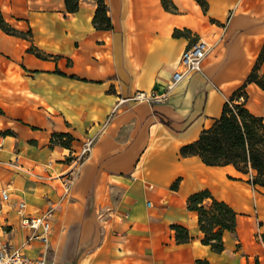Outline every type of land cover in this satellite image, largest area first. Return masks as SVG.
<instances>
[{
    "label": "crops",
    "instance_id": "crops-1",
    "mask_svg": "<svg viewBox=\"0 0 264 264\" xmlns=\"http://www.w3.org/2000/svg\"><path fill=\"white\" fill-rule=\"evenodd\" d=\"M205 1L203 9L171 0V11L161 0H104L112 27L98 29L95 0H79L73 12L64 0H0L3 19L27 32L0 28V189L10 193L0 243L23 240L15 207L23 199L31 213L53 206L48 264H264V186L231 164L179 152L220 114L264 38V0ZM199 37L213 44L201 71L164 101L115 108L137 90L163 93L181 51ZM249 88L257 106L246 105L264 112V92ZM54 132L70 134L69 145L52 143ZM86 135L94 146L63 192L68 152ZM205 188L237 213L219 252L202 242L198 213L186 204ZM174 224L187 241L176 239Z\"/></svg>",
    "mask_w": 264,
    "mask_h": 264
},
{
    "label": "trees",
    "instance_id": "trees-1",
    "mask_svg": "<svg viewBox=\"0 0 264 264\" xmlns=\"http://www.w3.org/2000/svg\"><path fill=\"white\" fill-rule=\"evenodd\" d=\"M203 9L205 0H196ZM79 0H64L66 10L73 12ZM96 9L92 23L98 29L112 27L104 0H95ZM164 8L175 11L171 0H161ZM0 28L9 34L26 36L27 32L8 24L0 12ZM182 31L175 29L173 34ZM36 56L43 57L36 48L29 47ZM264 61V38L253 64L243 81L231 92L222 104L220 114L211 124L203 128L198 137L180 147V155H198L207 165L221 166L231 164L236 170L250 174L248 182L264 186V117L251 111L246 105L248 92L246 86L254 83L264 92V72L260 71ZM8 131L4 132L7 133ZM72 136L68 133L54 132L51 142L69 145ZM187 208L198 213V225L203 232L202 242L219 252L223 249L222 232H234L237 213L225 201L215 198L208 189L190 194L186 199ZM176 239L180 242L189 239L185 227L172 225ZM264 241V234L262 235Z\"/></svg>",
    "mask_w": 264,
    "mask_h": 264
},
{
    "label": "built area",
    "instance_id": "built-area-1",
    "mask_svg": "<svg viewBox=\"0 0 264 264\" xmlns=\"http://www.w3.org/2000/svg\"><path fill=\"white\" fill-rule=\"evenodd\" d=\"M224 28L225 24L223 25V30ZM212 47L213 44L200 37L188 43L181 51L177 66L172 71L163 93L137 90L128 97L119 98L115 103V108L125 101L157 103L166 100L169 91L178 82L192 72L201 71L202 61ZM94 143L95 137L93 135H86L81 139L76 149L69 150L67 156L71 167L62 174L61 185L63 192H67L70 184L78 176L80 167L90 154ZM9 200V189H0V210L4 203H7ZM15 207L20 212V226L26 230V233L19 244L9 241L0 243V264H48L53 206H48L41 213H31L25 210L24 200L18 199L15 201ZM34 243H38L39 249L37 255L32 256L26 253L24 249L31 247Z\"/></svg>",
    "mask_w": 264,
    "mask_h": 264
},
{
    "label": "rangeland",
    "instance_id": "rangeland-1",
    "mask_svg": "<svg viewBox=\"0 0 264 264\" xmlns=\"http://www.w3.org/2000/svg\"><path fill=\"white\" fill-rule=\"evenodd\" d=\"M251 95H252V90L249 88V93H248V98H247V105L250 103V102H252L251 101ZM252 106L254 107V106H257V103L256 102H252ZM253 112L254 113H256V114H260V115H262L263 117H264V112L262 111V110H253Z\"/></svg>",
    "mask_w": 264,
    "mask_h": 264
},
{
    "label": "bare ground",
    "instance_id": "bare-ground-1",
    "mask_svg": "<svg viewBox=\"0 0 264 264\" xmlns=\"http://www.w3.org/2000/svg\"><path fill=\"white\" fill-rule=\"evenodd\" d=\"M1 103V102H0Z\"/></svg>",
    "mask_w": 264,
    "mask_h": 264
}]
</instances>
